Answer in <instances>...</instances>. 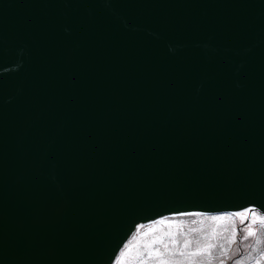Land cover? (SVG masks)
Returning a JSON list of instances; mask_svg holds the SVG:
<instances>
[{"label":"water","instance_id":"1","mask_svg":"<svg viewBox=\"0 0 264 264\" xmlns=\"http://www.w3.org/2000/svg\"><path fill=\"white\" fill-rule=\"evenodd\" d=\"M246 209L264 0H0V264H115L142 224Z\"/></svg>","mask_w":264,"mask_h":264},{"label":"rangeland","instance_id":"2","mask_svg":"<svg viewBox=\"0 0 264 264\" xmlns=\"http://www.w3.org/2000/svg\"><path fill=\"white\" fill-rule=\"evenodd\" d=\"M249 212L254 211L178 215L185 226L150 242H156L154 252L143 245L135 255L138 261L134 258L130 264H264V222L249 219Z\"/></svg>","mask_w":264,"mask_h":264},{"label":"bare ground","instance_id":"3","mask_svg":"<svg viewBox=\"0 0 264 264\" xmlns=\"http://www.w3.org/2000/svg\"><path fill=\"white\" fill-rule=\"evenodd\" d=\"M246 210H253L254 211V212H249V216H248L249 219H256L257 221H263L264 222V219L262 218V216L260 215V213L257 210H254V209H246ZM243 211H245V210H243ZM185 214H187V213H185ZM206 214H209V213H206ZM218 214L222 215L225 213H218ZM178 215H184V214L171 215V216L163 217V218L156 220V221H153L151 223L140 225L138 227L135 235L131 238V240L128 242L126 247L123 249V251L119 255L115 264H130V262H132V260L134 258H136L135 260H137L138 257L135 255H137L140 252L143 245H145V244H148V246L150 245L149 250L151 252H154L153 246L155 245L156 242L154 243V245L150 244V242H152L153 240L157 241L158 238H161V236H163L166 232H169L171 230L173 231V229L176 230L179 226H183L185 224L186 221L183 218H180V216H178ZM144 225H147V226L144 230L141 231V228ZM174 232H173V234H174ZM165 237H166V235H165ZM165 237L163 236V238H165ZM163 238L161 240H163ZM233 239L236 240L237 236H234ZM164 242H165V239L162 243L164 244ZM159 243H161V242H159ZM151 252H150V254H153ZM157 254H158V252H157ZM157 254H154V255H157Z\"/></svg>","mask_w":264,"mask_h":264},{"label":"snow or ice","instance_id":"4","mask_svg":"<svg viewBox=\"0 0 264 264\" xmlns=\"http://www.w3.org/2000/svg\"><path fill=\"white\" fill-rule=\"evenodd\" d=\"M237 215H239V213H237Z\"/></svg>","mask_w":264,"mask_h":264}]
</instances>
